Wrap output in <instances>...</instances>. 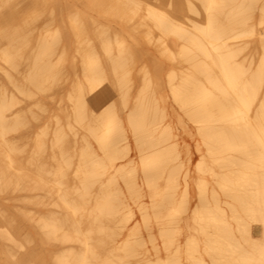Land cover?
Wrapping results in <instances>:
<instances>
[{"label":"bare ground","instance_id":"1","mask_svg":"<svg viewBox=\"0 0 264 264\" xmlns=\"http://www.w3.org/2000/svg\"><path fill=\"white\" fill-rule=\"evenodd\" d=\"M183 260L264 264V0H0V264Z\"/></svg>","mask_w":264,"mask_h":264},{"label":"rangeland","instance_id":"2","mask_svg":"<svg viewBox=\"0 0 264 264\" xmlns=\"http://www.w3.org/2000/svg\"><path fill=\"white\" fill-rule=\"evenodd\" d=\"M200 157L207 159V155L204 153V150L198 151L197 156L195 157V159L196 158H200ZM130 226H131V224H130ZM255 234L258 235L259 232L255 231ZM193 235L194 236H198V234L195 231L192 232V231H189V230H187L185 228H181V231L179 233V238L177 240V244L180 245L178 253H180L182 256H183V253H184L185 237H192ZM180 264H185V261L184 260L181 261Z\"/></svg>","mask_w":264,"mask_h":264}]
</instances>
